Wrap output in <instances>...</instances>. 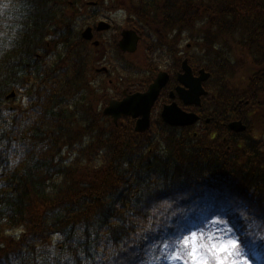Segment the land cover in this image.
<instances>
[{"label":"trees","instance_id":"obj_1","mask_svg":"<svg viewBox=\"0 0 264 264\" xmlns=\"http://www.w3.org/2000/svg\"><path fill=\"white\" fill-rule=\"evenodd\" d=\"M4 3L0 264H151L159 232L175 238L204 214L264 233V0L125 1L130 24L148 38L171 45L185 32L196 70L210 72L202 137L160 120L138 133L104 114L108 81L95 76L81 36L93 7ZM233 117L245 132L231 134Z\"/></svg>","mask_w":264,"mask_h":264},{"label":"flooded vegetation","instance_id":"obj_2","mask_svg":"<svg viewBox=\"0 0 264 264\" xmlns=\"http://www.w3.org/2000/svg\"><path fill=\"white\" fill-rule=\"evenodd\" d=\"M88 3L90 4V2ZM100 21L109 22L111 25L110 28L98 29ZM122 23L123 19L119 20L116 16L109 18L100 15L96 20V24L93 26L94 39L92 41H86L93 50L91 54L93 62L96 65L99 64V67H94L96 71L95 76L97 77V72L107 74L109 91L108 105L112 101H122L125 97L135 93L146 92L159 74L162 73L164 79L167 77V82L160 91L151 109V122L160 120L166 125L168 122L166 119L175 123L184 122L185 120L182 117L189 114H196L199 117L197 124L200 126L208 124L209 118H205L202 101L201 104H196L194 103V98L189 95V92L191 93L193 90L192 86L194 85L195 79L200 74V70L196 71L195 68L193 45L185 42L183 35H172L174 41L169 42L171 46L155 35L148 40L140 30L134 27H125L137 31V34L140 36L138 49L144 47L146 53L145 65H142L132 58L136 53L132 54L127 51L129 44L121 45V41L124 38L122 34L124 28L120 29L119 24ZM132 64L141 67L139 79L132 78ZM188 68L192 75L191 78H187V81H190V86L181 80ZM203 86H205V83H203ZM203 97L204 95L202 99ZM140 118L122 114L118 122L129 120L135 127ZM168 126L170 125L168 124ZM192 126H194L192 123L187 122V125L180 124L171 127L190 129Z\"/></svg>","mask_w":264,"mask_h":264},{"label":"rangeland","instance_id":"obj_3","mask_svg":"<svg viewBox=\"0 0 264 264\" xmlns=\"http://www.w3.org/2000/svg\"><path fill=\"white\" fill-rule=\"evenodd\" d=\"M85 1L87 2L88 0H82V2L84 3ZM111 1L112 0H105L104 5L108 6V9H111L110 7ZM102 12H104V8L99 9L97 15L94 16L93 19L90 21V23H88L87 25L96 24V19L99 16V14H101ZM112 16H117L119 20H122L121 17L124 16V14L121 13L106 14V17L110 18ZM122 26H125V22L123 23ZM89 51L91 52V54L93 53L91 47ZM135 53L136 54L132 58L138 63L145 65V54H146L145 48L141 47ZM95 66L99 67V64L97 65L94 64V67ZM207 73H209V78H211L210 72L207 71ZM97 78L108 81V77L105 74H98ZM209 78L205 80V86L206 89L210 91V96L208 99H206L205 97H203L202 99V103L205 110V118H209L208 119L209 123L200 126L199 124H197L198 122H195L192 124L194 126L188 129L189 131H191L192 134L199 133L201 137L204 136L203 132H206L209 129V125L212 119L210 115V111L212 108L211 99L214 96L210 88L213 86L214 82L212 83L209 82V84L207 85ZM240 112H243V110H241ZM257 114H258L257 111L249 112V115L252 117L254 121V126L257 125L256 127H259L258 125L260 124L257 123L259 121ZM237 120H239V117L238 118L233 117L232 120L229 122V124L233 122H237ZM179 128H183V127H179ZM228 129L231 130V134L242 133V131H235L231 128ZM226 138L222 136V140L225 142H226ZM208 215L204 214V216L203 215L200 216V218L197 221L188 220L190 221V224H188L187 226H183L180 230V233H178L175 238L172 237L171 239H169L168 233H165L163 231L159 232L155 236L157 251H155L153 254V260L151 264H184V261L181 259H173V253L179 252L183 248L182 241L186 237L191 238L192 233L197 234L200 243L215 242V243L227 244L230 241H235L238 244L240 250L247 255L250 264H264V233L257 234L256 230L252 227V225L246 223L244 220L233 218L232 216L229 217L222 214L209 215V216ZM199 222L200 225L198 226ZM201 222H204L203 226L201 225ZM172 231L173 229L171 228L169 232ZM243 245H245L246 248H242Z\"/></svg>","mask_w":264,"mask_h":264},{"label":"water","instance_id":"obj_4","mask_svg":"<svg viewBox=\"0 0 264 264\" xmlns=\"http://www.w3.org/2000/svg\"><path fill=\"white\" fill-rule=\"evenodd\" d=\"M107 27V25L102 22L100 23L99 29ZM83 36L87 39L93 38L91 28H87L83 33ZM138 36L134 31H125L124 32V41L122 44H129L130 51H135L137 47ZM167 76V75H166ZM191 73L188 70L186 74L181 78L182 82L190 86V81H187V78H191ZM209 77V74L204 70L201 71V76L195 79L194 85L192 86L193 90L189 95L194 98V103L200 104V97L202 94H206L203 89L202 82ZM167 82V77L164 79L162 73L157 77L155 82L150 86L149 90L146 93H136L134 95L125 97L122 101H112L108 107L104 110L105 114L112 115L115 122L118 121V118L122 114L132 115L133 117L141 118L137 122L136 130L139 132H144L150 127V111L155 101L158 98V95L161 89ZM184 122L175 123L169 119H166L169 123L174 125H186L188 123H195L198 120V116L195 114H189L182 117ZM230 128L235 131H244L246 126L241 122H233L230 124Z\"/></svg>","mask_w":264,"mask_h":264},{"label":"snow or ice","instance_id":"obj_5","mask_svg":"<svg viewBox=\"0 0 264 264\" xmlns=\"http://www.w3.org/2000/svg\"><path fill=\"white\" fill-rule=\"evenodd\" d=\"M8 3L0 6L7 9ZM183 248L173 253V259H181L184 264H250L247 255L235 241L225 243H200L196 233L182 241Z\"/></svg>","mask_w":264,"mask_h":264}]
</instances>
